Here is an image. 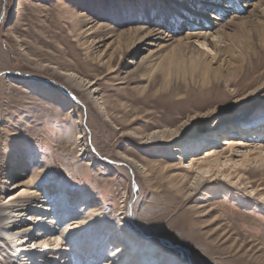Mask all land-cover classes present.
<instances>
[{
  "label": "rangeland",
  "instance_id": "1",
  "mask_svg": "<svg viewBox=\"0 0 264 264\" xmlns=\"http://www.w3.org/2000/svg\"><path fill=\"white\" fill-rule=\"evenodd\" d=\"M205 1L212 0H0V185L12 166L24 165L10 183L32 179L57 210L62 206L64 227L79 229L72 234L83 249L75 264L95 263L104 253L113 258V240L131 241L138 264H264V166L242 171L246 187L206 181L192 197L176 168L181 153L183 162L202 156L213 139L216 146L225 138L254 145L255 133L264 136V43L250 28L253 22H231L228 10L218 28L231 44L223 48L229 63L214 65L221 67L217 73L178 67L177 36L136 58L126 51L140 26L177 24L182 36L192 19L202 18L189 10L217 15L216 8L202 6ZM191 46L183 48L185 55L199 51ZM60 70L95 81L102 100L66 82ZM60 84L83 103L65 97ZM191 115L197 117L184 127ZM169 127L183 132L175 142L166 135L141 143L145 134ZM211 127L216 131L208 129L209 137L206 131L193 139ZM135 164L142 169L133 174L129 165ZM234 166L226 165L232 173ZM251 188H262L263 196ZM77 211L97 216L79 226ZM66 236L65 243L73 242ZM10 252L0 245L4 258L18 261Z\"/></svg>",
  "mask_w": 264,
  "mask_h": 264
},
{
  "label": "bare ground",
  "instance_id": "2",
  "mask_svg": "<svg viewBox=\"0 0 264 264\" xmlns=\"http://www.w3.org/2000/svg\"><path fill=\"white\" fill-rule=\"evenodd\" d=\"M202 3L204 8L205 6H209L210 9L216 8L218 14H214L213 16L210 13H204L198 9L189 10L188 12L195 16L192 18H196V16H202V18L200 17V19L196 22H193L192 20L195 19H192V25L190 28H187L188 30L185 31V35L182 36H178V34L180 35V30L177 28V24L171 26V24L168 23L169 25H167L164 29L140 26L135 30L139 37L136 38V41L134 42L135 44L132 43L127 46L126 51L132 50L133 57L136 58L141 51H146L151 45L160 46L164 43L166 45L167 42L179 37L177 38V46L180 51L179 53L177 52V62H175L178 67L183 68V70L185 68L184 66L187 67V65L192 66V68H200L204 72V75L210 74V72L217 73L220 71L221 67L216 68L217 66L215 67L214 65H225L227 62L229 63V59L225 57L226 52L223 48L226 46L230 47L231 44L227 43L224 34L221 32L222 29L218 28V26L226 24V22L223 23V21L225 20L226 14L231 10L233 11L231 12L232 16L230 21L237 22V20H240L243 17H245L244 19H250L253 22V26H250V28L256 29L255 34L261 39V42L264 43V0H212ZM250 7H253V12H251L248 16H242L241 14ZM212 19L217 21H212ZM192 44L198 47L199 51L197 53L194 52L190 55H185L182 51L183 48H190L192 47ZM151 54L152 51H150L148 55L143 56L142 60L148 58ZM173 60L174 59H172V62L174 63ZM140 63L141 61L135 62L136 67H139ZM57 69L60 68L58 67ZM59 73L69 84L78 86V88L83 91L85 90L87 95L93 99V101L97 102L100 101V99L102 100V97L100 98L102 93L101 88L97 87L96 82L92 79L85 78L82 75H79L80 73L77 74L76 72L68 70H60ZM59 86L61 87L63 85L60 84ZM60 90H62V88ZM63 92L64 95H66L65 97H70L68 94L72 93L71 90H67L66 87L63 89L62 93ZM72 96L77 98L73 93ZM80 100L79 102H82V100ZM106 113L107 110L105 111V114ZM195 117H197V115H191L183 123V126H186V124ZM208 129L216 131L215 127L203 128V130L199 131L197 135L195 134L193 139H195V141H200V136L203 135L204 132L208 131ZM182 133L183 132L176 130V128L171 129L169 127L165 130L157 128L140 138L142 139L141 143L151 144L155 143L157 140L160 142L165 141V136L169 135L168 140L175 142L176 139L181 137ZM210 133V131L206 132L205 136L209 137ZM215 133L217 132H214V134ZM254 135L255 138L258 139L255 140L256 144L254 145H251L250 141L248 142L246 139L232 140L225 138L223 142H221V145L216 146L219 142L217 143L216 139H213L210 141L212 142V144H210L211 148L207 149L205 154L202 156L192 155L189 161L187 160L183 162V160L186 159V155L181 153V155H179L180 157H178L181 164L177 165L176 168L179 171H183L182 181L185 182V187L188 188L187 192H189L190 197L197 193L202 183L206 181L215 182L223 180L226 183L228 182L227 184L231 183V186L237 184L239 186L244 185V187H246L248 183H245V175L242 171L246 170L249 165L253 164L264 166V136L258 133H255ZM86 142L87 141L83 142V144L85 145ZM181 147L182 144L177 145L175 150H179L180 153ZM242 148H247V150L243 152L244 150L241 151ZM248 148L251 149L248 150ZM240 152L244 153H242L243 158L239 161L234 160ZM253 154L255 155L254 157H252ZM14 156L15 155L12 154L11 158L9 156L7 158L4 157L2 167H4L6 162L5 159H14ZM230 162H233L235 165V173L230 171L232 166L226 167V165ZM222 163H225V167H223ZM23 166L24 165L12 166L6 176L2 179V183L0 185V245L8 248L9 251L11 250V255L17 253L16 255L19 258L18 261H15L10 255H7L4 258V255L0 253V258L2 259H0V264H61L62 262L63 264H75L73 259H79L83 250H80V245H76L74 242L76 238V236H73L74 232L79 229H76L75 226L69 227V224L64 227L63 224L68 221V218L66 219V214L60 211L62 206L58 205L59 209L57 210L56 207H54V203H52L50 199H46L43 193L36 189L35 185L32 184V179L22 181L17 184L14 183V185L10 183V179L15 170H18L19 168L22 170L25 169ZM136 167L139 170L142 169L136 164L129 165L133 174ZM19 186L24 187L21 193L10 194L5 200L3 195ZM53 189L56 191V187ZM261 190L262 188L259 190L251 188L249 192H251V194H260L263 196L260 192ZM26 198L28 199L26 200ZM74 214L73 219H78L76 222H78L79 226L97 216L95 211L90 214L77 211ZM34 229H37V232L34 231ZM126 229L127 231H122L123 235H126V233L130 231V229ZM68 234H70L73 238L75 237L73 239L74 243L71 241L67 242L68 240H66L65 243L63 239L64 237L65 239L70 238V236H66ZM81 237H79L80 240ZM84 243H86V241L82 242V244ZM129 243L122 244L113 240L109 243V246H112L111 251L113 252L111 255H114L115 259H113L114 257L112 258L106 256L107 254L104 255V253L102 254V258L104 260L101 258L102 260L99 259V261H96L95 263L92 262L91 264H138L139 252L136 254L134 252V248L131 247ZM85 245L88 246L87 244ZM91 245L93 246L94 244ZM170 245H172V243H170ZM40 246L42 250L38 251V247ZM182 248L183 247H178V249L188 255L189 251L186 253ZM94 251L90 252L93 253ZM84 259L82 261H85ZM88 261L89 260L86 259V262ZM86 262L84 264H86Z\"/></svg>",
  "mask_w": 264,
  "mask_h": 264
},
{
  "label": "water",
  "instance_id": "3",
  "mask_svg": "<svg viewBox=\"0 0 264 264\" xmlns=\"http://www.w3.org/2000/svg\"><path fill=\"white\" fill-rule=\"evenodd\" d=\"M0 75H1V74H0ZM60 88L64 89L63 87H60ZM68 95L70 96L71 99H73V101L79 103V100H78L77 98L73 97V96H72V93H70V94H68ZM171 246H173L174 248H178V247L181 248L180 245H171ZM182 249H183L186 253H188V250H187L185 247H183Z\"/></svg>",
  "mask_w": 264,
  "mask_h": 264
}]
</instances>
